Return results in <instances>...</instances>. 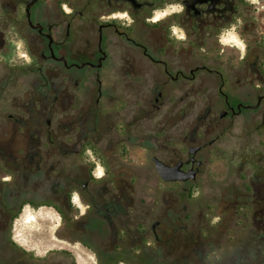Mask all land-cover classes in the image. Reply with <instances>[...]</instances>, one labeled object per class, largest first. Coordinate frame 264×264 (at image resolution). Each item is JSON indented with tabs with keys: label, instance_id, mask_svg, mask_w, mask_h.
Instances as JSON below:
<instances>
[{
	"label": "flooded vegetation",
	"instance_id": "af4514ba",
	"mask_svg": "<svg viewBox=\"0 0 264 264\" xmlns=\"http://www.w3.org/2000/svg\"><path fill=\"white\" fill-rule=\"evenodd\" d=\"M158 2L173 0H0V177H12L0 179V229L23 204L43 205L61 215L55 238L78 243L86 264H261L248 233L217 249L248 222L264 244V10L180 0L183 13L144 21L146 41H136ZM118 10L134 23L100 20ZM236 17L243 59L217 40ZM172 23L184 41L169 37ZM84 67L94 72L72 71ZM88 150L105 169L99 180ZM214 158L226 170L206 171ZM156 160L195 172L164 179ZM201 189L216 203H200Z\"/></svg>",
	"mask_w": 264,
	"mask_h": 264
},
{
	"label": "rangeland",
	"instance_id": "374dc122",
	"mask_svg": "<svg viewBox=\"0 0 264 264\" xmlns=\"http://www.w3.org/2000/svg\"><path fill=\"white\" fill-rule=\"evenodd\" d=\"M165 3L158 2L156 3L153 8L156 7H163ZM150 12V10H148ZM145 21L144 16L141 15L140 19L138 20L136 30L133 32V37L136 39V41H140L142 43H145L146 38L144 36V25L143 22ZM96 36L91 37L92 43H96ZM230 51L235 52L236 48L229 47ZM201 53H205L204 50H201ZM187 59L191 60V55L187 57ZM73 73L78 75H89L90 73H93L94 71L90 70L88 67H84L82 69H73ZM176 95H170V97L173 99ZM206 171H215V170H226L225 168V161L224 159L220 158H214L211 163H207L206 165ZM94 184H98L97 181L94 182ZM211 191H209V194ZM206 194L203 189L200 190V193L198 194L199 202L200 203H212L215 204L217 201V197L214 198L211 196V194ZM43 197V196H42ZM49 200V199H47ZM83 204H86V202H82ZM20 213V211H19ZM17 214V216L19 215ZM16 216V217H17ZM15 217V218H16ZM13 218L10 225L7 228L0 229V264H46L50 261H61L62 264H74V254L73 250H51L44 254L42 252V249L40 247V244L38 241V238H34V231L38 230H44L41 228L40 220L38 217H36V221H33L29 225H17V229H22V235L27 240V248L30 250H25V247H21L17 243H15L12 239V223ZM39 222V223H38ZM54 221H52V227L51 230L48 231V228H46L43 233L47 234L50 233L52 238L55 239V233L54 230L59 227H56L53 230ZM248 233L249 235V241H248V253L250 258H253L257 260V256L255 254L256 250L260 251V257H262V263L264 264V244L263 243H257L256 241H253L252 235H254V229L251 227L250 223L248 222L246 227L240 228V227H231L229 231L225 234V243L222 244L223 247L217 249V253L219 254L221 251H225V248L227 245H230L232 248L238 245V239ZM228 235L234 236V239L232 241L227 239ZM73 237V235H72ZM74 238V237H73ZM238 238V239H236ZM56 240V239H55ZM71 243L62 242L61 245H66L63 248L68 249L72 244L73 246H78V243H73V241H70ZM92 248L95 250L98 248L97 244L95 242L90 243ZM256 248V249H255ZM39 253V255L37 254ZM86 257V255H85ZM91 260V259H90ZM256 264V263H255ZM258 264V263H257Z\"/></svg>",
	"mask_w": 264,
	"mask_h": 264
},
{
	"label": "clouds",
	"instance_id": "9594fccd",
	"mask_svg": "<svg viewBox=\"0 0 264 264\" xmlns=\"http://www.w3.org/2000/svg\"><path fill=\"white\" fill-rule=\"evenodd\" d=\"M249 3L256 6V10L262 11L264 10V3H260V0H249ZM63 11L65 13H71V9L67 6V4L61 5ZM184 12V5L180 2V0H173V2L165 3L163 7H156L151 10V14L145 18V22L148 24H156L161 20H164L166 17H169L173 14H181ZM101 21L108 20H119L125 26H130L134 23L133 17L129 15L127 10L124 11H114L107 16H101ZM243 21L239 18H235V22L229 24L225 28L221 29L217 36L218 43L222 46L234 47L239 50V58L243 59L245 55L246 44L245 41L240 37L238 29ZM169 37L176 41H184L186 39V34L184 29L176 23H172L169 25ZM15 45L16 56L22 59L26 63L31 62V58L27 53L25 48L24 41L22 39H14L12 41ZM203 51V49H201ZM223 52V47L220 49ZM256 87H260L259 84ZM87 155L91 157L94 161L95 158L92 157L91 150H88ZM105 173V169L101 165L99 161H95V168L92 171V176L99 180ZM4 181H9L12 179L10 175L0 177ZM71 204L74 205L77 209H79L80 215H83L88 208L87 204H83L80 201V196L76 191H73L71 194ZM43 214L47 216L50 220L54 221L53 230L56 227L60 226L61 223V215L55 211L52 207L40 206L37 209H33L28 203L23 204L20 209L19 215L13 220L12 223V236L11 239L20 245L21 247H25V250H30L27 248V240L22 235V229L18 230L17 225H29L37 216ZM219 217H216L215 220H218ZM39 255V253H37Z\"/></svg>",
	"mask_w": 264,
	"mask_h": 264
},
{
	"label": "crops",
	"instance_id": "0c3cea01",
	"mask_svg": "<svg viewBox=\"0 0 264 264\" xmlns=\"http://www.w3.org/2000/svg\"><path fill=\"white\" fill-rule=\"evenodd\" d=\"M37 217L40 220L41 228L44 230L48 228V231H50L52 227V220H50L47 216H44L43 214ZM44 230L40 229L38 231H34L35 232L34 238L35 239L38 238L37 242H39L42 252H44V254H46L51 250H56V249L58 250V248L66 246V245H61L62 241L58 240L57 238H55L56 240L53 239L50 233L47 234L43 233ZM69 248L73 250L74 254L77 256L78 264H86L85 262L86 258L83 251L78 249L77 246H73V245H71Z\"/></svg>",
	"mask_w": 264,
	"mask_h": 264
},
{
	"label": "water",
	"instance_id": "95a60500",
	"mask_svg": "<svg viewBox=\"0 0 264 264\" xmlns=\"http://www.w3.org/2000/svg\"><path fill=\"white\" fill-rule=\"evenodd\" d=\"M138 4H141V3H138ZM155 167L158 173L164 179H168V180H176V179L184 180L192 176L195 172V170H193L191 171V175H188V174L182 175L183 171L179 168V164L174 167H169L159 160H156Z\"/></svg>",
	"mask_w": 264,
	"mask_h": 264
},
{
	"label": "bare ground",
	"instance_id": "6f19581e",
	"mask_svg": "<svg viewBox=\"0 0 264 264\" xmlns=\"http://www.w3.org/2000/svg\"><path fill=\"white\" fill-rule=\"evenodd\" d=\"M34 221H36V218L34 219ZM32 222H33V221H32ZM32 222H31V223H32Z\"/></svg>",
	"mask_w": 264,
	"mask_h": 264
}]
</instances>
